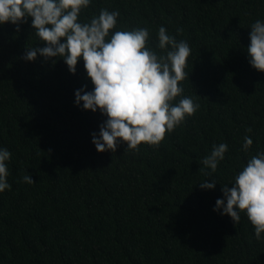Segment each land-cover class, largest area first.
Wrapping results in <instances>:
<instances>
[{
    "label": "trees",
    "instance_id": "obj_1",
    "mask_svg": "<svg viewBox=\"0 0 264 264\" xmlns=\"http://www.w3.org/2000/svg\"><path fill=\"white\" fill-rule=\"evenodd\" d=\"M102 8L120 13L110 34L147 28L146 46L161 52L164 26L189 43L179 85L200 107L158 145L98 152L91 134L106 117L74 103L75 90L93 87L83 61L75 74L60 57L26 61L25 48L43 43L31 18L20 31L0 26V147L11 153L0 264H264L246 213L235 224L213 211L222 185L264 150V72L246 52L264 0H92L80 21ZM214 143L228 151L210 177L202 160ZM209 178L216 188L202 190Z\"/></svg>",
    "mask_w": 264,
    "mask_h": 264
},
{
    "label": "clouds",
    "instance_id": "obj_2",
    "mask_svg": "<svg viewBox=\"0 0 264 264\" xmlns=\"http://www.w3.org/2000/svg\"><path fill=\"white\" fill-rule=\"evenodd\" d=\"M91 3L92 0H0V26L10 22L20 31L31 18V27L43 43L25 48L26 61L42 57L55 63L60 57L72 74L78 62L83 61L93 87L90 91L87 85L75 90L74 103L106 117L98 133L91 134L98 152H114L125 142L126 150H138L142 142L158 145L166 132L171 133L200 107L192 97L181 95L183 87L179 85L187 75L190 45L185 40L177 41L164 26L156 33V47L161 52L146 46L147 28L110 34L120 13L105 8L81 22L82 9ZM246 52L249 64L264 72V21L257 19L251 25ZM178 96V102L172 103ZM252 145V138L245 135L242 150L247 153ZM227 151L226 143L212 145L202 160L205 169H210L207 175L211 177L217 170ZM10 158V151L0 147V192L11 187L6 163ZM23 181L34 183L31 175L23 176ZM217 183L209 178L198 185L202 190H214ZM221 191L223 197L217 198L213 211L229 216L235 224L241 219L240 212H245L256 239L264 240V150L251 155Z\"/></svg>",
    "mask_w": 264,
    "mask_h": 264
}]
</instances>
